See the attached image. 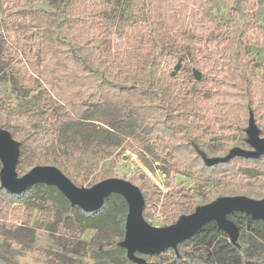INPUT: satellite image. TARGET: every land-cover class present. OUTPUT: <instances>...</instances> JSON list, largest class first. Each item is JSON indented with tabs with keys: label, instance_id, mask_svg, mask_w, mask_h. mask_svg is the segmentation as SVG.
I'll return each instance as SVG.
<instances>
[{
	"label": "rangeland",
	"instance_id": "obj_1",
	"mask_svg": "<svg viewBox=\"0 0 264 264\" xmlns=\"http://www.w3.org/2000/svg\"><path fill=\"white\" fill-rule=\"evenodd\" d=\"M96 1L108 7L99 27L102 31L112 34L111 41L117 38L116 34L122 31L125 23L135 24L144 21L150 30L154 31L155 50L151 55L154 63H150L146 70L147 78L155 80L152 84L154 90L166 92L160 80L162 78L160 70L168 66L171 57L185 63V77L178 80L182 86L170 99V108L166 111V116L170 123L186 127L192 145L202 149L210 158L225 157L235 147L250 149L245 142L247 138L245 129L249 124L250 111L253 112L264 137L263 46H256L253 42L242 44L248 53L246 60L254 61V65L243 72L239 79L244 89L250 92V97L243 101L245 110L241 109L231 114L228 110L203 102V98L207 99L214 92L213 85L203 88L205 81L211 77L209 74L211 68L207 67L205 62L208 54L203 51L202 45L200 49L193 48L192 36H188L178 45L168 41L164 22L158 18L157 11L149 6L152 0ZM235 1L240 3L243 11L242 22L254 18L259 26L264 27V0ZM15 3L16 0H0V127L9 131L11 135L14 134L13 139L19 142L33 135L37 138L36 142L42 144L45 139L41 134L52 128L53 119L60 110L61 102L45 79L38 80V72L31 71L32 79L25 77L24 69L27 62L35 61L39 53L38 47L36 45L32 47L34 52L32 56L24 54L17 56L14 53L15 36L19 33L31 36L29 35L32 33L31 29L36 26L34 14L38 12L52 17L46 22L45 29L53 32L61 21L60 12L63 8L70 12L76 0H50L38 4L27 0L24 4L28 12H25L23 18L18 16L8 18L10 13L19 11L17 7H13ZM212 4L209 12L211 19L219 22L221 26H227L231 18L226 4L222 0H213ZM6 12H10L9 15H6ZM67 21L63 23L66 25ZM98 34L99 32L91 38L92 48H106L110 41L107 37H99ZM248 38L252 41L254 33H250ZM205 42L206 39L203 40V44ZM72 50L82 59H89L86 42L75 43ZM140 55L146 56L147 53L142 52ZM90 64L94 69L97 68L96 60H90ZM197 70L201 72L202 80L195 76ZM111 79L117 84L147 81L145 75L139 73L137 69L126 75L113 76ZM41 84L46 90L40 88ZM98 95L96 92L85 94L81 101L93 103ZM101 122L109 123L107 119H102ZM43 165L58 167L74 183V177L83 179L86 174H89L90 179L95 177L101 181L115 178L131 181L145 198L144 219L158 228L173 225L177 221L174 219L175 213L191 214L197 207L209 204L218 197L246 196L257 201L264 198V169L244 165L238 167L239 177L224 175L215 181L197 175H184L174 165L164 166L157 163L154 170H150L129 151L122 158L114 155L98 160L90 154H85L71 161L62 157H58L57 160L47 159ZM165 167L172 171L171 181L165 177ZM1 168L0 161V170ZM89 182L87 181L84 186L75 184L86 188ZM31 194L35 197L12 205L13 209L22 207L24 216L12 220L13 227L11 224L0 226V264H8L5 259L11 264H122L121 257L126 256L124 249V252L101 250L124 240L125 228L121 227L116 218L123 212L117 204L105 202V213L92 220L86 219L79 208L70 206L64 196H53L50 205L44 206L43 195L38 189H33ZM228 218L239 227L240 250L244 252L250 249L254 255L253 260H261V264H264V245H261L260 236L256 240L257 243L253 242V236L257 234L248 225L244 214L233 213ZM224 245L229 247L230 253L237 251V248L230 244L228 236L219 241L217 248ZM178 248L182 256L189 249L186 246ZM139 256L148 263L160 264L163 260L169 259L170 254L165 257Z\"/></svg>",
	"mask_w": 264,
	"mask_h": 264
},
{
	"label": "trees",
	"instance_id": "obj_2",
	"mask_svg": "<svg viewBox=\"0 0 264 264\" xmlns=\"http://www.w3.org/2000/svg\"><path fill=\"white\" fill-rule=\"evenodd\" d=\"M25 1L27 0H16L13 7H17L19 11L6 12V15L10 13L8 18H23L25 12H28ZM30 1L38 4L50 0ZM222 1L230 11L231 20L227 26H221L209 16L213 0H152L149 6L157 11L158 18L164 22L168 41L178 45L188 36H192L195 50L200 49L202 45L203 51L208 54L205 62L207 67L211 68V77L205 81L203 88L213 85L214 90L210 97L203 98V102L214 104L234 114L241 109L245 110L243 101L250 97V92L244 89L239 79L243 72L254 65V61L246 60L248 53L242 44L253 42L256 46L264 47V27L259 26L254 18L242 22L243 11L237 1ZM107 10L106 5L96 0H76L70 12L64 8L60 12L61 21L53 32L45 29L46 22L52 17L38 12L34 14L36 26L31 29V36L16 34L14 53L17 56H32V47H38L39 53L35 61L27 62L25 77L32 79L31 71L38 72V80L45 79L61 102L52 128L41 134L45 141L39 144L36 142V136L32 135L21 142V156L17 165L19 176L29 172L36 165H43L47 159L57 160L62 157L71 161L85 154H90L98 160L114 155L122 158L128 151L137 156L140 163L150 170H154L157 163L164 166L174 165L184 175L202 176L210 181L219 180L224 175L239 177L238 167L243 165L264 169L262 158L234 159L228 164H219L212 168L205 165L197 155L194 145L190 143L186 127L170 123L166 116L170 99L182 86L178 80L185 77V63L171 57L168 66L160 70V80L166 92L154 90L152 84L155 80L146 76L148 65L154 63L151 58L155 50L154 31L150 30L144 21L125 23L122 31L116 34L117 38L111 41L112 34L102 31L99 27ZM63 21H67V24ZM97 32L99 37H107L110 41L106 48H92L91 38ZM250 33H254L252 41L248 38ZM82 42H86L88 58L96 60V69L89 59H82L72 50L75 43ZM142 52L147 55L141 56ZM150 60L152 61L149 62ZM136 69L145 75L147 81L117 84L111 79ZM195 76L199 80L203 78L199 70L195 71ZM41 87L46 90L42 84ZM92 92L99 93L98 98L93 103H83L81 97ZM102 119H107L109 123L103 124ZM164 173L168 181L173 179L169 168L165 167ZM74 180L80 186L90 181L88 187L101 181L95 177L90 179L89 174L83 179L76 176ZM33 189L42 193L44 206L50 205L53 196L63 197L55 188L45 185L34 186L21 195H12L0 182V226L11 224L13 227L12 220L24 216L22 207L13 209L12 205L35 197L31 194ZM107 201L114 202L122 210L123 213L116 218L124 229L128 213L125 200L115 195ZM79 211L86 219L94 220L105 213L106 207L103 206L101 211L93 213H85L81 209ZM182 215L183 213L177 212L174 219L178 220ZM244 217L257 234L256 237L253 236V242L257 243L256 240L260 236L261 245H264V223L254 222L246 214ZM226 236L218 229L217 224H208L198 235L179 245L189 248L185 255L171 250L164 251L159 257L168 254L170 257L160 264H261V260H253L254 255L250 249L243 252L237 248V251L230 253L226 245L217 248L219 241ZM101 250L124 252L117 243ZM5 261L11 264L9 260ZM121 263L133 264L126 256L121 257Z\"/></svg>",
	"mask_w": 264,
	"mask_h": 264
},
{
	"label": "water",
	"instance_id": "obj_3",
	"mask_svg": "<svg viewBox=\"0 0 264 264\" xmlns=\"http://www.w3.org/2000/svg\"><path fill=\"white\" fill-rule=\"evenodd\" d=\"M249 124L245 129V142L250 149L235 147L225 157L210 158L200 148L195 151L208 168L219 164H228L234 159L257 160L264 157V137L259 129L253 112H249ZM21 142L13 139L11 133L0 127V170L1 186L12 195H21L30 188L46 185L55 188L70 203L85 213L101 211L105 202L112 196H121L128 207L125 224V237L117 243L126 251V258L133 264H149L139 255L159 256L162 252L173 250L179 254V245L199 234L208 224L215 223L224 232L230 244L241 248L238 240L240 230L229 219L230 214H246L254 222L264 223V198L254 200L246 196L218 197L215 201L201 205L187 215H182L171 226L154 227L144 219L145 198L140 189L131 181L123 179L102 180L91 187H78L73 181L54 166H36L23 176L18 174V162L21 156Z\"/></svg>",
	"mask_w": 264,
	"mask_h": 264
}]
</instances>
